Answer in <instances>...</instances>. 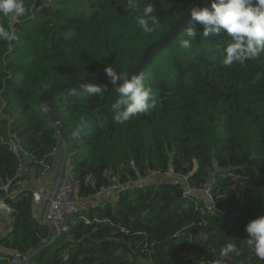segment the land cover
I'll return each mask as SVG.
<instances>
[{"label":"trees","instance_id":"1","mask_svg":"<svg viewBox=\"0 0 264 264\" xmlns=\"http://www.w3.org/2000/svg\"><path fill=\"white\" fill-rule=\"evenodd\" d=\"M194 0H24L29 13L0 24L19 37L0 41V110L30 154L37 174L52 164L56 128L40 106L47 88L106 75L127 74ZM155 5L159 28L144 34L135 16ZM206 7H210L206 6ZM187 24L148 62L144 83L155 106L119 124L115 88L55 94L62 119L66 166L87 208L29 264H264L247 245L245 226L264 215V56L223 65L228 36H197L188 49ZM7 121L0 117L4 136ZM18 160L0 139V184L17 176ZM107 176L110 178L107 179ZM139 180H142L139 183ZM224 212L207 211L203 189ZM119 184L101 199L96 196ZM8 205L0 234V264L25 257L49 241L27 190ZM234 244L238 253L223 254Z\"/></svg>","mask_w":264,"mask_h":264},{"label":"clouds","instance_id":"2","mask_svg":"<svg viewBox=\"0 0 264 264\" xmlns=\"http://www.w3.org/2000/svg\"><path fill=\"white\" fill-rule=\"evenodd\" d=\"M209 3L210 7H191L187 20L191 25L186 32L188 39L179 41L181 48L188 49L192 46V41L197 36L195 26L199 24L203 28L202 35L205 39L209 36L219 37L222 33L228 36L223 49L225 57L222 63L225 66L243 64L246 60L264 56V0H209ZM126 7L135 13L140 6L138 0H127ZM155 12V5L146 3L142 12L135 16L142 33L152 34L159 28L160 22ZM28 13L24 0H0V16L6 18L10 25ZM18 39L16 33L0 24V41L8 42L9 50L12 42ZM104 72L117 93V99L112 105L117 123L124 124L132 117L147 114L154 108L152 88L144 83L142 72L127 75L111 66L106 67ZM81 86L90 96L101 94L105 87L90 83H83ZM245 231L251 252L264 260V215L250 221L245 226ZM222 251L225 255L229 252L238 253L236 246L231 243ZM21 262L22 260L19 264Z\"/></svg>","mask_w":264,"mask_h":264},{"label":"built area","instance_id":"3","mask_svg":"<svg viewBox=\"0 0 264 264\" xmlns=\"http://www.w3.org/2000/svg\"><path fill=\"white\" fill-rule=\"evenodd\" d=\"M0 117L7 121L4 136L0 133V139L7 146L8 151L18 160L17 176H27L25 185L21 187L22 183H19V188L15 187L13 183L14 180H7L0 184V220H7L11 214L8 202L13 201L20 191L27 190L32 195L33 208L38 219H41L43 209L48 206L45 216L46 222L55 229L56 235L65 232L68 224L78 211L87 208V203L80 198L78 184L75 182L74 176L67 166L65 167L63 178L58 185L56 193L53 195V198L50 199L53 181L60 159V137L62 136V132L56 129L55 138L57 143L48 155L52 159V164L45 166L43 172L37 174L34 171L30 172L28 163L31 156L23 148L22 142L17 135L10 131L11 119L4 118L1 114V110ZM50 175L51 179L50 182H48ZM109 178L110 177L107 176V179ZM139 181L141 182L142 180ZM213 184V182H210L208 186L203 189L205 196L209 200L207 211L215 212L222 216L224 212L214 204L211 197ZM119 187V184H115L110 186L107 191L117 190ZM98 195L96 199H101L104 194L101 196ZM1 230L2 225L0 221V231ZM4 253L15 258L11 260L9 264H19L21 260H24V257L14 256L5 250Z\"/></svg>","mask_w":264,"mask_h":264},{"label":"water","instance_id":"4","mask_svg":"<svg viewBox=\"0 0 264 264\" xmlns=\"http://www.w3.org/2000/svg\"><path fill=\"white\" fill-rule=\"evenodd\" d=\"M209 5H210L209 0H194L191 3V5L188 7V9L185 11V13L178 19V21L169 30H167L156 43H154L153 45L145 49V52L143 53L138 65L131 72L127 73V75L138 74L141 72L143 73L148 62L153 58V56L156 55L160 50H162L170 41H173L175 39V36L188 24L187 23L188 13L191 7L193 6L206 7ZM83 83H90V84H95V85L111 84L109 82V78L106 75H100L94 78H87L82 81H76L73 83L53 85L47 88L45 91H43V93L40 95V98H39L41 109L45 113H47L48 116L51 118V121L53 125H55V128L58 131L62 132V136L60 137V159H59V163H58V167H57V171H56V175H55V179L53 183L52 192L50 194V199L53 198V195L56 193L58 185L60 184L63 178L64 170L66 167L67 156H68L66 140L63 134L62 119H61L60 112L57 106L52 101V97L55 94H58L61 92L82 89L83 87L81 86V84ZM47 209H48V206L43 209L40 224L47 229L50 239L46 244L29 252L25 256L24 261H22L21 264H29L30 259L33 256H35L37 253H39L41 250L50 246L56 237L55 229L50 224H48L45 219Z\"/></svg>","mask_w":264,"mask_h":264},{"label":"crops","instance_id":"5","mask_svg":"<svg viewBox=\"0 0 264 264\" xmlns=\"http://www.w3.org/2000/svg\"><path fill=\"white\" fill-rule=\"evenodd\" d=\"M50 179H51V175H50V178L48 180V182H50ZM1 221V225H2V229L6 230L8 224L5 222L4 219L0 220ZM2 233V230L0 231V234Z\"/></svg>","mask_w":264,"mask_h":264},{"label":"rangeland","instance_id":"6","mask_svg":"<svg viewBox=\"0 0 264 264\" xmlns=\"http://www.w3.org/2000/svg\"><path fill=\"white\" fill-rule=\"evenodd\" d=\"M14 29V28H13ZM13 29H12V31H13ZM30 172H32V170H30ZM55 179V178H54ZM140 182V181H139ZM53 183H54V181H53ZM108 191L107 190H103V191H101V193H99V195L98 196H101V195H103V194H105V193H107ZM41 220V219H40ZM40 220H39V222H40Z\"/></svg>","mask_w":264,"mask_h":264}]
</instances>
